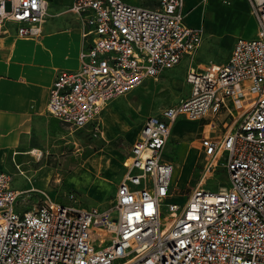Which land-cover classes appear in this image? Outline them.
Segmentation results:
<instances>
[{"label": "built area", "instance_id": "obj_1", "mask_svg": "<svg viewBox=\"0 0 264 264\" xmlns=\"http://www.w3.org/2000/svg\"><path fill=\"white\" fill-rule=\"evenodd\" d=\"M9 1L5 10L0 0V25L12 21L18 36H40L48 1ZM247 1L256 34L237 37L221 63L187 66V96L145 118L107 207L76 206L71 190L63 192L68 202L58 201L27 175L29 187L16 189L0 169V264H264V0ZM69 11L88 42L76 69L55 74L46 111L74 128L99 130L110 100L192 59L203 36L186 23L184 0H158L154 8L72 0ZM222 108L231 125L201 143L207 167L222 159L227 184L215 191L198 184L183 202L174 201L173 163L162 158L173 123L209 115L212 128ZM24 192L39 194L31 209Z\"/></svg>", "mask_w": 264, "mask_h": 264}, {"label": "rangeland", "instance_id": "obj_2", "mask_svg": "<svg viewBox=\"0 0 264 264\" xmlns=\"http://www.w3.org/2000/svg\"><path fill=\"white\" fill-rule=\"evenodd\" d=\"M204 6V17L210 19L212 17L211 9L206 4ZM244 8L245 5L240 3L239 6L232 4L231 9L224 10L223 18L215 23V27L219 25L223 29L222 33L218 31L205 32L203 44L199 47L197 57L193 60L196 66L206 67L209 63L224 61L228 55V49L223 45L225 36L229 38L253 35L256 24L250 14L245 13ZM4 9H10L9 0H5ZM237 19L242 20L241 25L236 21ZM187 64V57H185L174 68L161 72L155 79L144 80L115 100V103L119 105V111L117 110L116 113L118 112L119 116L132 123L128 126L131 131L145 116L158 114L165 106L179 102L187 96L189 92V85L186 81ZM228 104L231 106L230 100H228ZM231 110L235 117V109L231 108ZM108 112H111L109 108ZM224 113L225 110L222 108L216 118L212 119L215 127L210 128V118L209 115H206L197 120L198 126L193 133L188 134L190 123L187 121L195 120L187 118L179 119L187 121H180L177 124L180 126L179 130L183 132L182 135H176V130L171 131L170 138L164 146L162 158L173 163L170 190L172 194H177L174 201L183 202L189 191L198 184L212 191L227 184L222 159H219L216 165L207 167L210 156L204 152L201 143L203 136L220 137L231 125L232 117L226 121L223 118ZM106 120L107 115L104 114L102 128L99 126V130L94 129L92 124L74 128L59 122L57 126L59 130L57 133L52 132V136H49L47 152L43 151L42 156L38 149L39 155L29 154L23 160L16 157L14 160L16 163L11 157L8 170L12 174L13 185L20 190H25L29 186L25 178V175H28L34 186L44 188L50 195L56 196L58 201L68 202L63 192L71 190L75 193L74 204L76 206L84 208L97 205L107 207L109 199L114 193L117 178L123 169L122 160L127 154L129 145L121 135L112 139L107 138ZM93 157L97 162V168L94 171L97 179L88 173L81 172L80 176H74L77 177L75 181H70V171L84 165ZM56 171H59L61 175V180L58 183L53 180ZM23 198L29 209L33 208L40 200L39 194L35 192L30 194L24 192ZM168 201L170 199H166L165 203ZM162 210V215H164V204ZM116 213V209L111 210L110 217H115Z\"/></svg>", "mask_w": 264, "mask_h": 264}, {"label": "crops", "instance_id": "obj_3", "mask_svg": "<svg viewBox=\"0 0 264 264\" xmlns=\"http://www.w3.org/2000/svg\"><path fill=\"white\" fill-rule=\"evenodd\" d=\"M47 1L48 9L41 23L42 33L40 36L32 38L18 36L16 34L17 24L12 21L5 20L0 25V169L8 171L10 174L11 172L8 170V167L11 164V157L13 161L16 157L23 160L26 155L38 154V149L41 151V156L43 155V151L47 152L49 136H52V132H58L57 126L60 122L46 111L49 86L58 70H74L78 67L79 51L88 42V37L82 35V27L78 20L69 11L72 0ZM123 1L151 8L156 7L158 3V0ZM240 3L245 5V13H249L256 24V19L250 11L247 0H230L229 3H223L221 0H184L186 23L203 30L199 47L203 44L205 32H223V29L219 25L215 27V23H218L223 18L225 9H231L232 4L239 6ZM205 4L211 9L212 17L210 19H205L204 17ZM236 21L241 25V19H237ZM256 30L257 24L252 36L256 34ZM237 37L228 38V36H225L223 38V45L228 49V55ZM198 49L192 59L187 57V66L190 63L194 64L193 60L197 57ZM120 96L118 97L120 98ZM118 97L106 104L101 114L100 128H102L103 116L106 114L107 138L112 139L117 137V135H121L130 146L136 139L141 124L151 114L145 116L138 126L131 131L128 126L132 125V123L124 117L119 116L118 112L116 113L119 105L115 103V100ZM108 108L111 111L110 113L108 112ZM181 118L185 117H179L175 120L170 134L172 130H176V135L183 134L179 130L180 126H177V124L180 121L187 120H179ZM187 122L190 123L188 134L193 133L198 126L197 120ZM28 151L30 152L28 153ZM96 163L93 157L84 165L70 171V181H75L77 177L74 176H80L81 172H84V174L88 173L97 179L94 173L97 168ZM57 174L61 176L60 172L56 171L53 176L54 182L56 180L55 175ZM119 178L120 175L117 179L119 180ZM118 180L115 183V188ZM13 187L15 186L13 185ZM176 196L177 194H172L171 199H174Z\"/></svg>", "mask_w": 264, "mask_h": 264}, {"label": "bare ground", "instance_id": "obj_4", "mask_svg": "<svg viewBox=\"0 0 264 264\" xmlns=\"http://www.w3.org/2000/svg\"><path fill=\"white\" fill-rule=\"evenodd\" d=\"M30 151H28V153H29ZM32 152H34V151H32Z\"/></svg>", "mask_w": 264, "mask_h": 264}]
</instances>
